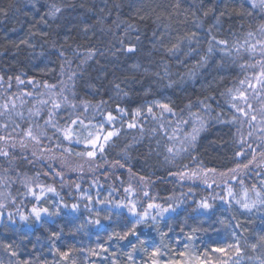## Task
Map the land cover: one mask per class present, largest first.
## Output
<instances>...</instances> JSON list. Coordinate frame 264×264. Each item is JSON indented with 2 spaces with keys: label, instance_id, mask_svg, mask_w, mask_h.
<instances>
[{
  "label": "trees",
  "instance_id": "trees-1",
  "mask_svg": "<svg viewBox=\"0 0 264 264\" xmlns=\"http://www.w3.org/2000/svg\"><path fill=\"white\" fill-rule=\"evenodd\" d=\"M251 2L252 0H180L181 7L174 9L172 5L175 0H143L142 3L134 5L133 0H0V8L12 6L7 18L0 17V76L4 77V82L0 83V104L7 101L11 95L17 106L14 111L0 117V123H7L9 128L13 126L12 121L26 128L29 109H33L34 106L44 109L40 117L42 123L47 115L48 106L40 105L37 101L49 99L50 91L58 92L61 88L64 89V94L77 104L79 111H83L81 101L90 105L86 113L88 116L93 114L94 106L100 101L106 102L102 108L112 111H115L119 105L129 111L142 107L146 112L147 104L160 100L170 101L176 108L178 116L188 118L186 105L191 103L192 111H201L199 101L212 97L206 101L211 105V110L205 117L206 125L200 132L195 147L188 152H181L174 158H171L165 146L175 143L176 147H180L179 142L169 141L165 131L159 128V122L150 117L143 122L138 119L137 127L132 129H129L125 123L120 135L114 137V143L110 142L105 150L109 163L94 168L93 171H90L88 164L79 157H68L66 153L62 157L61 149L55 148V140L52 144L55 149L54 157L52 153H43L44 160L38 159L41 153L31 142L28 143L27 150L21 149L17 143L14 151L18 154L24 152L34 162L29 163L17 158L11 165L7 162L0 163V179L4 181L0 184V192L4 193L0 199H3L6 204L5 216L8 211L15 213L17 207L21 211L31 208L32 205L29 203L31 196L24 195L27 192L24 179L31 177L34 183L54 184L69 205L79 201L82 207L78 213L84 219L90 215L83 208L87 201L80 198V193L73 186L74 183H79L82 190H88L94 199L99 191L101 199L107 197L113 201L111 207L114 212L117 211L115 202L128 197L129 194L124 192V188L129 184L136 193L132 199H137L144 207H147L149 202L167 205L183 200L185 203L176 214L175 232L181 228L180 220L183 219L185 222L186 218V224L201 227H204L202 223L204 219L208 220L205 226L212 225V228H216L222 219L235 224L234 209L242 215V218L254 220L256 225L264 222L262 219L264 208L259 211L254 209L248 213L233 204L230 209L224 211L223 209L228 206L219 199H216L214 203L220 210L211 218L204 214L199 219L193 220L190 208L188 211H183V208L194 200L199 201L204 197L211 199L216 193L226 195L216 187V184L222 185L227 179L219 175L220 171L235 166L234 154L241 139L251 142L253 147L264 140V133L259 131L262 126L259 119L252 122L257 125L255 128H250L247 122L241 124L240 120H244V117L232 123L233 116L238 113L229 107V90L238 87L240 80L246 77L251 78L253 73V69L248 67V64L255 61L250 60L251 54L245 51L248 46L245 45V40L254 43L255 39L248 37V32L252 31L258 35V29L264 25V10L259 7L253 9ZM201 4L205 10L213 8L207 17L199 11ZM190 5H194L197 10V16L202 21L200 27H196L193 23L196 18L191 15L193 8L189 7ZM240 5L253 14L251 16L236 15ZM52 6L61 9L55 17L48 15ZM165 6L167 11H162ZM154 8L156 11L152 12ZM225 10L229 14L220 16V12ZM145 13L150 15L140 20L139 16ZM157 14L160 15V20L155 21ZM101 18H103L102 21ZM129 23L135 24L139 29V41L136 40L137 33L132 31L125 33ZM85 27L88 28L87 32L84 31ZM153 31L164 33L162 38L164 44L174 43L177 36L196 31L199 44H193L192 47L198 50L199 55L191 52L185 57L183 53L189 51L185 46L181 52V59L185 62L178 64L175 59L164 54L163 49L152 48ZM30 33H36V35H30ZM41 33H47V36ZM213 37L216 40L227 41V48L225 49L224 45L215 44ZM25 39L29 40L34 47L20 44V41ZM121 39L125 41V44L136 45V53L118 51ZM210 43L213 51L208 53ZM237 47H240L239 52L236 50ZM92 49L95 50V55L82 63L83 57L87 56ZM61 51L64 53L63 57L59 54ZM201 56H208L207 67L197 69L195 77L189 79L187 73L194 69ZM16 75H20L25 83L18 84L15 80ZM9 76L13 77L10 88L8 87ZM29 80L33 83L29 84ZM45 82L55 84L56 89L44 88ZM169 83H172V87H166ZM117 84L120 85V89L116 88ZM121 89L128 95H123ZM25 92L32 94L26 96ZM51 99H59V97L52 96ZM251 103L256 112L249 113L248 119L252 114L264 109V95L260 99L253 97ZM181 109L183 112L180 111ZM61 111L66 118L67 112L71 109H61ZM154 111L160 112L158 108ZM16 112L23 113L24 119L16 116ZM96 119L100 120L102 117L96 116ZM128 119L130 117H125L126 121ZM141 123L143 131H141ZM164 127L169 134L172 132V128L166 122ZM184 127L190 131V128ZM250 131L251 137L248 136ZM0 132H3V129H0ZM53 132L54 129L47 130L50 136ZM44 142L48 143L47 140ZM3 144L4 142H0V146ZM64 144L67 145V142L65 141ZM73 149L80 151L83 145H75ZM32 151L37 152L36 157L31 155ZM257 151L259 152V149ZM117 159L125 164L124 168H120L119 165L111 166V162ZM261 159L264 157L258 155L257 160ZM81 163L84 164L82 171L78 170ZM49 164L63 171V187H61L60 178L55 176V172L49 171ZM201 168L217 169L216 173L209 172L207 176L208 183L215 180L213 188L209 189L203 183L202 174L195 180L187 177L181 179L179 175L183 171L190 174L191 171H200ZM4 169L9 171L5 172ZM46 172L47 175H45ZM141 176L145 177L144 181L140 180ZM243 179L245 182L243 186L238 183L234 185V192L237 195H242V187H251L253 182L259 187V178L254 173L244 175ZM100 185L103 187L100 188ZM145 191L149 193L147 197L143 195ZM109 192L111 196L108 195ZM9 194L17 201L16 205L9 201ZM251 195L254 194L250 193ZM62 210L71 216L75 215L70 209ZM119 211L127 215L126 209ZM63 215L62 213L51 219L45 217L49 219V222L43 225L36 223L34 218H30L28 224L21 223L17 215L15 225L8 226L7 219L0 222V236L5 238L7 243H13L15 246L19 244L21 238L27 239L21 256L23 264L24 262L54 264L55 258L44 255L40 251L38 239L48 238L52 231L60 232L62 229L64 237L58 240L54 254L60 256L61 251L77 249L72 252V258L75 259L76 264H86V252L92 248L87 249L81 244L77 227L63 218ZM102 222L105 225L111 224V230L115 228L117 231L124 223L122 217L121 222L117 224L112 221L107 223V220ZM13 229L16 230L13 231ZM80 248H83L84 252L78 251Z\"/></svg>",
  "mask_w": 264,
  "mask_h": 264
},
{
  "label": "snow or ice",
  "instance_id": "snow-or-ice-1",
  "mask_svg": "<svg viewBox=\"0 0 264 264\" xmlns=\"http://www.w3.org/2000/svg\"><path fill=\"white\" fill-rule=\"evenodd\" d=\"M143 0H133V5L136 3H142ZM12 6L9 5L8 8H0V17L7 18L9 15V9ZM119 7V5H117ZM160 7V6H158ZM174 9H179L181 7L180 0H175V3L172 5ZM189 7L193 8L191 15L196 19L193 21L196 27H200L202 21H200V17L197 16V10H195L194 5H190ZM214 7V6H213ZM240 10L236 11V15L244 16L245 14L251 16L253 13L244 9L243 5H240ZM251 7L253 9L259 7L261 10H264V0H252ZM227 8V6H226ZM61 11L60 8L52 6L49 9L48 15L51 17H55L57 13ZM138 11H140L138 9ZM156 9H152V12H155ZM162 11H167L166 6L162 8ZM202 12L204 17H207L210 12L213 11V8H208L205 10L203 5L199 9ZM227 10L221 11L220 16L228 15ZM146 15H150V13H145V15H140L139 19L144 20ZM43 20V17H41ZM103 18H101V21ZM160 20V15L157 14L155 17V21ZM154 21V22H155ZM200 21V22H198ZM219 19L217 18V23ZM85 32L88 31V28L85 27ZM129 31L137 33L136 40H140L139 29L135 24H127L125 28V33L127 34ZM211 31V30H209ZM257 33L252 31L248 32V37H252L255 39V42L252 43L249 40H245V45H248L245 48V51L250 53V60L255 61L254 63H249L248 67L253 69V73L251 78L246 77L238 82L239 86L234 90H229L230 100L229 107L234 109L238 115L233 116L232 123H235L240 117H244V120H240V123L243 124L245 122L248 123L250 128L257 127L256 124L252 123L259 119L260 125L259 131L264 133V109H261L258 113L252 114L249 117V113L256 112L253 108V104L251 103V99L254 97L256 99H260L262 95H264V25H261L258 29ZM44 36H47V33H41ZM30 35H36V33H30ZM164 33H158L157 31H153L152 36L153 39L151 41L152 48L154 50L163 49L164 54L168 57L173 58L177 61L178 64H183L185 61L181 59L182 48L185 46L188 47L189 51L184 52L183 55L187 57L191 52H196L199 55L197 49L193 48V44H199V40L197 38V32L191 31L189 34H185L184 36H177L175 38V42L170 44H164L162 42ZM217 45H224L225 49L227 48V41L224 40H216L215 37L212 38ZM20 44L26 45L27 47H34L29 40H21ZM120 47L117 49L118 51H124L126 53H136L137 47L132 43L125 44L123 39L119 40ZM19 47V45H17ZM243 47V46H240ZM240 47H237V52L240 51ZM213 51V46L210 43L208 48V53ZM60 56H64L63 51H61ZM95 55V50H89L88 55L83 57L82 63L86 62L88 59L92 58ZM68 63H71L68 61ZM208 65V56H201L199 61H197L194 69L187 73L189 79H193L196 75L197 69H203ZM133 67H138V65H133ZM147 71V69H145ZM75 75V73H73ZM157 75H159L157 73ZM70 79L72 77H69ZM163 78V77H161ZM183 78V77H182ZM13 77H8V87H11V80ZM15 80L18 84H24L25 81L21 78L20 75L15 76ZM4 82V77L0 76V83ZM29 84H32L33 81L29 80ZM174 83V82H173ZM44 88L53 90L56 89L55 84H49L47 82L43 85ZM166 87H172V83L166 85ZM117 89H120V85H116ZM251 90V91H250ZM123 95L127 96L128 93L120 90ZM31 92H25L26 96H30ZM49 99H41L38 100L37 103L40 105H46L47 107V115L43 118V122L41 123L40 117L42 116V112L44 109L34 108L29 109V119L28 126L22 127L20 123L16 121H12V127L9 128L7 123H0V129H3V132H0V142H4L2 146H0V163L7 162L11 165L17 158L25 160L29 163H33L34 161L30 160L28 155L24 152L16 153L14 149L19 144L21 149H28V143L31 142L34 147L38 148L41 155L38 157L40 160H44L45 157L42 155L43 153H52L53 157L55 155V149L52 147L53 141L55 140V148L61 149L60 155L63 157L65 153L68 157L75 156L81 158L85 163L88 164L89 170L93 171L94 168L102 167L103 164L109 163L107 157L105 155V150L108 147L109 143H114L113 138L118 137L125 123H127V127L129 129L136 128L138 119L140 122L146 121L149 117L153 120L159 122V128L165 131V135L169 141H178L180 147H176V144L173 143L171 145H166V150L170 154L171 158L178 156L181 152H188L189 149L195 147V143L199 137L201 131L204 130L206 121L205 117L210 114L211 105L206 103L207 100L212 99V97H206L205 100L199 101V106L201 111H192L193 105L189 103L186 105L188 109V118H184L183 116L177 115L176 108L172 105L170 101H160L156 100L152 103L147 104L146 112L144 108L137 107L134 111H129L125 108L117 105L115 111L109 110L107 108H102L105 101H100L97 105L94 106V111L91 116L86 115L89 111L90 105L87 102L81 101L83 105V111H79L77 108V104L69 99L67 95L64 94V89L61 88L58 92L50 91L48 93ZM52 96H58L59 99H51ZM11 106V107H10ZM15 101L12 96L9 95L8 100L3 104H0V117H3L5 113H9L10 111H14L16 109ZM159 109L160 112L157 113L154 109ZM61 109H71V111L67 112V117L64 118V112ZM183 112V109L180 110ZM16 116L24 119L23 113L16 112ZM96 116L102 117V119L97 120ZM125 117H130L127 121ZM175 117V119H173ZM63 120V123H61ZM165 122L169 127L172 128V132L169 134L165 129ZM221 122H225L221 120ZM184 126L190 128V131L186 130ZM51 128L54 129L53 135H48L47 130ZM141 131H143L142 123H141ZM156 131V129H153ZM182 134V135H179ZM248 136H252V132L248 133ZM47 140L46 144L44 141ZM67 142V145L64 142ZM159 143V142H158ZM83 145V149L80 151H74L73 146L75 145ZM259 149V152L257 151ZM250 150V151H249ZM31 155L33 157L37 156L36 151H32ZM236 159L234 160V167L228 168L224 171H220L219 175L222 177H227L224 183L216 184L217 188L221 189V192H225L226 195H220L216 193L211 199L208 197H204L199 201H193L187 207L183 208V211H188L191 209V218L193 220L199 219L201 215L206 214L208 218L215 215L218 209L214 203L216 199H219L223 202L224 205L228 207L223 209L227 211L232 207L233 204L237 205L239 209L251 213L254 209L259 211L261 208H264V159L257 160V156L264 157V140L261 143L256 144L253 147L251 142H248L245 139H241L239 142V147L235 152ZM165 159H170V157H165ZM195 159V157H193ZM119 165L120 168H124L125 164L122 163L119 159L111 162V166L115 167ZM63 167V165H62ZM84 164L81 163L79 165L80 171L83 170ZM49 171L55 172V176L60 178L61 187H63L64 183V173L61 169L54 168L52 164L48 165ZM187 168V165H185ZM76 171L77 169H72ZM5 172L9 171V169H4ZM216 173L217 169L201 168L200 171H183L180 172L179 175L181 179L187 177L188 179H198L203 175V183L207 185V188H213V184H215V180L212 183H208V173ZM231 173V175H229ZM248 173H254L256 177L259 178V187L255 182L252 183L251 187H242V195H237L234 192V185L239 184L241 186L244 185L243 176ZM48 173L46 172L45 175ZM141 181L145 180V177H140ZM4 181L0 179V184ZM95 183V182H94ZM78 193H80V198L87 201L83 205L84 210L89 213L86 217V223H81L80 228L77 231L84 230L88 225L104 228L107 231L108 227H111V224L105 225L103 224V220L111 221L113 216L122 217L123 225L119 231L113 230L108 236L109 241H116L120 247H123L126 251L125 254L127 256V264H241V260L245 255V247H250L253 253H256L259 248H264V234L258 236V238L254 241L244 240V244L242 245L241 240L243 239L242 233L235 231L236 228H239L240 225L236 224L233 227V231L231 233L232 239L230 242L221 239L218 242H213L211 247V253H218L219 256L212 258L210 253L205 250L202 253H194L186 260H178L175 258L165 259L166 256L169 255L168 250L162 249L160 246H157L155 243V239L152 236L151 232H144L141 234L137 231L138 227L143 225L145 228H151L154 232H158L161 237L167 235L166 232L160 230L157 226L161 221L165 222V226L167 227L168 220H173L176 218L174 214H178V209H181V206L184 205V201L181 200L179 203H169L167 205L149 202L147 207H144L143 204L139 203L137 199H132L136 195L135 190L132 185L129 184L124 188V192L128 193V197L119 202H115V209L117 211H113L111 205L114 203L109 200L107 197L104 199L100 198V192L97 191L96 197L90 194L88 190H82L79 183H74L73 185ZM24 187L27 189V192L24 195L31 196L30 209H25V211H21L19 207H17L16 212L8 211L5 216L6 204L3 199H0V222H3L5 219L8 221V226H12L16 224L15 217L18 215L19 221L24 224H28L30 218H34L36 223L41 225L47 224L49 219L53 217H58L61 215L62 209H70L72 213H78L81 209V204L79 201L72 203L69 205L65 202L64 198L57 191L54 184H43L39 182H33L31 177H25L24 179ZM100 188L103 186L100 185ZM115 190V189H114ZM189 191L192 189L190 187ZM250 193L254 194L250 196ZM51 194V196H49ZM111 196V193H108ZM143 195L147 197L149 193L147 191L143 192ZM4 196L3 192H0V198ZM9 201L16 205L17 201L8 196ZM46 199L50 200L53 208L43 206V201ZM23 203L22 201L20 202ZM105 205L103 208H97L96 205ZM258 206H260L258 208ZM120 209H126L127 215H125ZM105 213L103 217H101V213ZM195 214V215H192ZM45 217L49 219H45ZM264 219V217H262ZM187 222V218L186 221ZM224 223V221H221ZM31 227V225H29ZM16 229H13L15 231ZM174 228H168V232H174ZM181 233L185 230L183 227L179 229ZM200 231L198 227H193L190 230V234L186 235V239L191 241L194 239V234ZM247 231V229H244ZM63 230L60 232L52 231L50 233L49 239L52 242V246L55 247V242L61 238ZM97 238L99 239L98 235ZM171 239V238H170ZM127 242L123 244L121 242ZM2 247L8 252L10 256L16 257L18 256V251L14 248L13 243H3ZM18 247V246H17ZM97 247L101 250V252L108 253L112 248V244L109 243L107 246L103 244H98ZM207 245L205 249H207ZM184 248H188V244H184ZM77 249H69L68 251L59 252L61 260L65 261V264H76L74 258H72V252ZM80 252H84L83 248L78 249ZM143 253L144 255H141ZM88 254L92 256L99 255L95 249H89ZM144 256H147V259H144ZM179 257L188 256V253L185 251H180L178 253ZM220 257H225V259H221ZM107 257H104L106 259ZM251 259V258H250ZM27 264V262H24ZM110 264H118L116 259H113ZM256 264H264V253L256 257Z\"/></svg>",
  "mask_w": 264,
  "mask_h": 264
},
{
  "label": "rangeland",
  "instance_id": "rangeland-1",
  "mask_svg": "<svg viewBox=\"0 0 264 264\" xmlns=\"http://www.w3.org/2000/svg\"><path fill=\"white\" fill-rule=\"evenodd\" d=\"M43 206L49 207L50 209L53 208V205L50 200H47L43 203ZM97 208H103L105 205H97ZM64 211V210H62ZM64 214L62 217L69 221L71 224L75 225L77 229L80 228L81 223H86V219L79 215V213H75V215H69L65 212H61ZM234 215H236V222L232 224L228 221L222 219L224 223L218 222L216 228H212L213 226L210 225L209 227L205 226L207 221L206 219L202 220L204 227L201 226H193L188 225L181 219V227L184 228V232L181 233L180 231L177 232H168V228L176 229V221L177 217L173 220H168L167 227L165 226V222L161 221L160 224L157 226L160 230L167 233L166 236L161 237L158 232H154L151 228H145L143 225L139 226L137 231L143 234L144 232H151L152 236L155 239V243L157 246H160L164 250L169 251V255L165 257V259L175 258L178 260H186L194 253H202L203 251L207 250L212 258L215 260L218 253H211V247L213 242H218L221 239L230 242L232 239V231L233 227L236 224H239L240 227L236 228L235 231L241 232L243 239L241 240L242 245L244 244V240L254 241L258 238L259 235L264 234V222L257 224L254 220H247L242 218V215H239L237 211L233 210ZM238 214V215H237ZM105 213H101V217H103ZM176 216V214H174ZM112 223H119L121 222V217L114 216L112 218ZM109 223V221H107ZM193 227H198L200 231L194 234V239L188 241L186 239V235L190 234V230ZM247 229V231H244ZM111 227L107 228V231L104 228H98L91 225H88L84 230L78 231L79 236L78 239L80 240L81 244L85 246L87 249L92 248L95 249L99 255L89 257L88 252H86V264H110L113 259H116L118 264H127V256L125 254V249L120 247L116 241H109L108 236L111 233ZM30 233V232H29ZM97 235L99 239L97 238ZM64 237V235H61ZM171 238V239H170ZM38 247L40 251L44 255H49L52 258H55L54 264H65V261L61 260L60 256H56L54 253L56 252V245L58 240L55 242V247L52 246L51 240L48 238L45 239H38ZM26 238H21L18 245H14V248L18 251V256L13 257L8 254V252L2 247L3 243H7V240L0 236V264H23L21 261V256L23 255V247L26 243ZM109 243L112 244V248L109 250L108 253L101 252V250L97 247L98 244H103L107 246ZM126 244L127 242H121ZM184 244H188V248H184ZM208 246L205 249V246ZM18 246V247H17ZM180 251H185L188 253V256L179 257L178 253ZM264 253V248H259L256 253L251 251L250 247H245V255L241 260V264H256V257ZM141 255H144L141 253ZM104 257H107L104 259ZM221 259H225V257H220ZM251 258V259H250ZM144 259H147V256H144Z\"/></svg>",
  "mask_w": 264,
  "mask_h": 264
}]
</instances>
